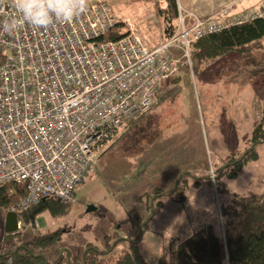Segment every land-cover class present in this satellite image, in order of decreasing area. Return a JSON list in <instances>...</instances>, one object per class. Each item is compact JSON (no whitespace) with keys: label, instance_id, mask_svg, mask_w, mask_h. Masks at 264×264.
I'll return each mask as SVG.
<instances>
[{"label":"rangeland","instance_id":"1","mask_svg":"<svg viewBox=\"0 0 264 264\" xmlns=\"http://www.w3.org/2000/svg\"><path fill=\"white\" fill-rule=\"evenodd\" d=\"M104 1L127 26L139 30L150 47L164 42L155 9L165 1ZM234 56L218 58L197 75L185 64L179 75L163 83L151 111L98 148L69 214L56 218L49 211L39 212L33 220L39 227L19 232L10 244L69 227L62 241L44 252L48 258H81L90 247L113 264L137 243L150 264L161 256L174 264L179 244L201 228L212 226L222 234L226 209L237 197L264 194V142L257 144L258 160L236 170L235 178L220 177L228 157L240 159L249 150L259 124L257 106L249 101L251 89L246 86L244 97L239 95L245 103L233 106L228 98L236 90L229 87L253 85L259 76L264 83V50ZM159 202L164 208L154 213L151 207ZM89 207L96 211L88 212Z\"/></svg>","mask_w":264,"mask_h":264},{"label":"built area","instance_id":"2","mask_svg":"<svg viewBox=\"0 0 264 264\" xmlns=\"http://www.w3.org/2000/svg\"><path fill=\"white\" fill-rule=\"evenodd\" d=\"M20 20L10 32L2 24ZM264 19L263 9L227 7L208 17L179 9L176 33L157 47L128 25V34L99 42L120 19L104 0L47 29L23 22L12 0L0 2V188L26 184L13 212L51 196L65 205L91 172L96 151L148 112L163 83L192 69L193 44L233 25ZM179 53L182 58L177 57ZM36 221L19 232L36 230Z\"/></svg>","mask_w":264,"mask_h":264},{"label":"trees","instance_id":"3","mask_svg":"<svg viewBox=\"0 0 264 264\" xmlns=\"http://www.w3.org/2000/svg\"><path fill=\"white\" fill-rule=\"evenodd\" d=\"M162 1L167 3V8L161 9L157 5L155 10L160 19L162 39L165 42L172 38L177 30L178 0ZM127 27L126 23L120 19L117 27L98 41H117L128 34ZM258 50H264V19L233 25L197 40L193 44L192 69L197 75L209 68L218 58L231 52L246 55ZM177 80L174 79V81ZM168 81L165 85L169 83ZM259 142H264L262 123L253 132L252 139L249 141V150L240 159L230 156L225 160V166L220 169V177L228 175L235 178L236 170L240 171L248 162L258 160L259 155L256 149ZM233 165L237 167L230 172L229 168ZM26 196V184L8 183L0 188V264H111L101 252L90 247H87L81 258L72 257L69 254H63L56 260L48 258L49 256L47 257L44 252L50 251L59 244L63 234L70 230L69 227L37 233L26 242L10 244L12 238L19 234L5 233L6 216ZM71 206L59 202L54 197L46 196L39 204L30 207L27 211H17V213L24 227H27L41 211H49L51 216L59 218L69 214ZM163 208V202L151 207L154 213ZM113 264L150 263L140 252L137 243H133L129 250L121 253ZM156 264H168L167 258L161 256ZM174 264H264V194L237 197L226 209L222 234H218L212 226L201 228L179 244Z\"/></svg>","mask_w":264,"mask_h":264},{"label":"crops","instance_id":"4","mask_svg":"<svg viewBox=\"0 0 264 264\" xmlns=\"http://www.w3.org/2000/svg\"><path fill=\"white\" fill-rule=\"evenodd\" d=\"M227 7H234L235 9L240 11L251 10V9H262L264 8V0H178V8L180 9V11H182L183 13L187 12L197 17H208L210 15L215 14L219 10ZM136 31L140 33L139 30L136 29ZM233 55H235L234 56L235 58L244 56L239 52H231L227 54V56H231V57ZM231 57H229V59H231ZM259 79H261L260 76L257 78V81L253 85L245 82V84L241 83L240 86L238 85L230 86L229 88L235 89L236 92L230 94L229 95L230 98H228V100L231 104H233V106L241 104L242 102L245 103L246 101H244V99H242L239 95L242 94V96L244 97L245 88L246 86H248L253 93L249 101L252 100L251 104L257 106L255 119L259 120L258 125H260L261 123L264 125V83H260ZM204 85L206 86L207 84ZM224 90L227 91V89L225 88ZM163 92H165V90H163L161 93ZM225 95H227V92L224 93V96ZM209 100L210 99H208V101L206 102L207 105L210 103Z\"/></svg>","mask_w":264,"mask_h":264},{"label":"clouds","instance_id":"5","mask_svg":"<svg viewBox=\"0 0 264 264\" xmlns=\"http://www.w3.org/2000/svg\"><path fill=\"white\" fill-rule=\"evenodd\" d=\"M2 2V0H0ZM23 22L47 29L54 23L70 22L87 10L88 0H12ZM20 20L13 17L2 24L3 31L15 29Z\"/></svg>","mask_w":264,"mask_h":264},{"label":"water","instance_id":"6","mask_svg":"<svg viewBox=\"0 0 264 264\" xmlns=\"http://www.w3.org/2000/svg\"><path fill=\"white\" fill-rule=\"evenodd\" d=\"M96 211L95 207H89L88 212ZM4 231L7 235L19 233V215L16 212H9L6 216Z\"/></svg>","mask_w":264,"mask_h":264},{"label":"bare ground","instance_id":"7","mask_svg":"<svg viewBox=\"0 0 264 264\" xmlns=\"http://www.w3.org/2000/svg\"><path fill=\"white\" fill-rule=\"evenodd\" d=\"M165 6L164 7H162L161 9H166L167 8V3L165 2ZM178 16H179V8H178ZM179 20V19H178ZM130 24V23H129ZM127 29H128V27H127Z\"/></svg>","mask_w":264,"mask_h":264}]
</instances>
